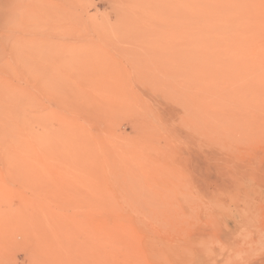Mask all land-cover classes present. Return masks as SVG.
Here are the masks:
<instances>
[{
	"label": "rangeland",
	"instance_id": "obj_1",
	"mask_svg": "<svg viewBox=\"0 0 264 264\" xmlns=\"http://www.w3.org/2000/svg\"><path fill=\"white\" fill-rule=\"evenodd\" d=\"M203 1L0 0V264H264V0Z\"/></svg>",
	"mask_w": 264,
	"mask_h": 264
},
{
	"label": "bare ground",
	"instance_id": "obj_2",
	"mask_svg": "<svg viewBox=\"0 0 264 264\" xmlns=\"http://www.w3.org/2000/svg\"><path fill=\"white\" fill-rule=\"evenodd\" d=\"M203 1V0H202ZM207 1V0H206ZM211 1H213V0H211ZM215 2H216V0H214ZM215 2H213V3H215ZM203 3H205L204 1H203ZM209 3V2H208ZM207 4V3H206ZM218 4V3H217ZM216 4V5H217ZM213 5V4H212ZM205 6H207V5H205ZM209 7V6H208ZM200 10L202 9L200 6L198 7ZM207 9V8H206ZM208 10V9H207ZM210 10V9H209ZM212 10V9H211ZM198 14V13H197ZM208 27V26H207ZM205 29H207V28H205ZM212 29V28H211ZM208 30H209V28H208ZM207 33H209L208 31H207ZM204 36V35H203ZM206 37V36H205ZM210 37V36H209ZM226 38V37H225ZM204 39V38H203ZM212 38H207V40H205V41H210ZM229 40V39H228ZM230 41V40H229ZM230 57V56H229ZM232 59H233V57H231ZM231 58H229V59H231ZM227 60H228V58H227ZM231 61V60H230ZM231 64V63H230ZM233 65V64H232ZM229 67V66H228ZM235 68V67H234ZM239 70V69H238ZM225 71V70H224ZM234 71V70H233ZM232 71V72H233ZM242 72V71H241ZM227 73V72H226ZM239 73V72H238ZM223 74H225V73H223ZM234 74V73H233ZM240 76H241V74H240ZM227 79V78H226ZM63 80V78L60 76V75H56L55 76V83L53 84L54 85V89H56V90H60V89H62V87L63 86H66V88H68V95H69V97H70V93L71 92H69L70 91V89H71V85H66L67 83L66 82H61ZM246 89V88H245ZM248 92V91H247ZM57 94V96H59V93H56ZM9 96V97H8ZM7 96V100H8V102H9V104H10V107L13 109V106H16V105H18V104H21L20 106H22V109L25 107V97H22V96H19V95H17V94H14V93H11V94H9ZM20 106H19V109H20ZM40 120H43V119H40ZM39 122V121H38ZM44 122H45V120H44ZM43 122V126H45V127H47V124H45ZM69 122H71V119H69ZM25 123L26 122H24V116H22V115H19V117L18 116H16L15 118H13V120H11V122L9 123V126L14 130V132L16 133L17 132V134H20L21 132H22V130L21 129H23V128H25ZM58 129L57 130H55V133H56V139H57V141H60V140H64L65 141V139H66V141L68 142V147L71 145V138H70V135H71V128H72V126H71V123H68V124H64V125H59V127H57ZM48 129V128H47ZM48 130H50V128L48 129ZM20 132V133H19ZM65 134H66V136H65ZM68 136V137H67ZM60 142H62V141H60ZM19 143L20 144H24L25 143V139L24 138H22L21 137V139H19ZM60 145V144H59ZM19 152L21 153V156L18 158L19 159V167L16 169L17 171H21L22 169H23V171H25V146H24V148L22 149V148H20V150H19ZM17 161V160H16ZM8 163V162H7ZM18 163H15V165L16 164H18ZM10 164L12 165L13 164V161H12V163L10 162ZM4 165H5V163H4ZM8 165H9V163H8ZM10 165V166H11ZM62 165V164H61ZM69 165V164H68ZM6 166H7V164H6ZM12 166H14V165H12ZM11 166V167H12ZM2 167V166H1ZM10 167V168H11ZM15 167V166H14ZM7 168V167H6ZM9 168V167H8ZM9 168V169H10ZM16 168V167H15ZM15 168H13V169H15ZM58 168V167H57ZM1 169V168H0ZM3 170V169H2ZM7 170V169H6ZM9 171V170H8ZM12 172H13V170H11ZM1 174H2V172H0ZM0 174V175H1ZM11 175V174H10ZM17 175V174H16ZM8 176V175H7ZM15 180V179H14ZM24 224V223H23ZM3 228V227H2ZM4 230V229H3ZM40 230V229H39ZM41 231V230H40ZM43 234V233H42Z\"/></svg>",
	"mask_w": 264,
	"mask_h": 264
}]
</instances>
